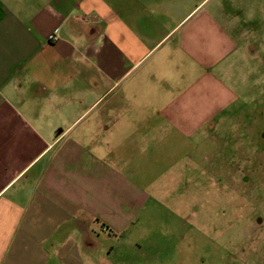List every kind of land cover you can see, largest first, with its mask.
Segmentation results:
<instances>
[{
  "label": "crops",
  "instance_id": "0c3cea01",
  "mask_svg": "<svg viewBox=\"0 0 264 264\" xmlns=\"http://www.w3.org/2000/svg\"><path fill=\"white\" fill-rule=\"evenodd\" d=\"M204 1L0 0V264L181 238L183 174L264 102V10Z\"/></svg>",
  "mask_w": 264,
  "mask_h": 264
},
{
  "label": "rangeland",
  "instance_id": "374dc122",
  "mask_svg": "<svg viewBox=\"0 0 264 264\" xmlns=\"http://www.w3.org/2000/svg\"><path fill=\"white\" fill-rule=\"evenodd\" d=\"M213 5L236 14L264 10V0H205L202 7ZM260 27L263 36L264 22ZM257 105L245 112V126L225 121L204 141L209 154L199 170L183 174L180 190L188 203L196 199L197 217L188 211L181 238H160L164 251L150 252L152 260L133 250L137 264H264V102Z\"/></svg>",
  "mask_w": 264,
  "mask_h": 264
}]
</instances>
